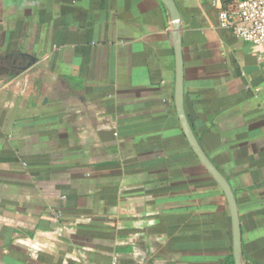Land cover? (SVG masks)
<instances>
[{
    "label": "crops",
    "instance_id": "1",
    "mask_svg": "<svg viewBox=\"0 0 264 264\" xmlns=\"http://www.w3.org/2000/svg\"><path fill=\"white\" fill-rule=\"evenodd\" d=\"M175 0L184 105L264 264V48ZM162 0H0V264H235L227 197L175 105Z\"/></svg>",
    "mask_w": 264,
    "mask_h": 264
},
{
    "label": "water",
    "instance_id": "2",
    "mask_svg": "<svg viewBox=\"0 0 264 264\" xmlns=\"http://www.w3.org/2000/svg\"><path fill=\"white\" fill-rule=\"evenodd\" d=\"M168 7L172 17L171 36L176 52V82H175V105L182 129L191 145L194 153L208 172L218 182L224 191L231 212L233 222V256L235 264H247L243 258L242 228L239 215V206L235 192L225 175L214 165L203 147L201 146L185 111L184 105V60L182 50V22L181 13L175 0H162Z\"/></svg>",
    "mask_w": 264,
    "mask_h": 264
},
{
    "label": "built area",
    "instance_id": "3",
    "mask_svg": "<svg viewBox=\"0 0 264 264\" xmlns=\"http://www.w3.org/2000/svg\"><path fill=\"white\" fill-rule=\"evenodd\" d=\"M219 25L264 48V0H229L219 12Z\"/></svg>",
    "mask_w": 264,
    "mask_h": 264
}]
</instances>
